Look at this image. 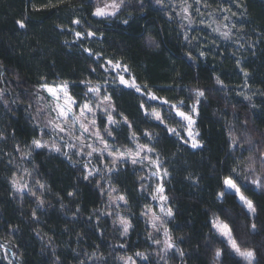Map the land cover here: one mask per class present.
<instances>
[{
	"label": "trees",
	"instance_id": "obj_1",
	"mask_svg": "<svg viewBox=\"0 0 264 264\" xmlns=\"http://www.w3.org/2000/svg\"><path fill=\"white\" fill-rule=\"evenodd\" d=\"M93 1L0 0V244L19 264H117L118 256L138 252L147 256L141 264H248L214 232L218 221L228 224L242 250L254 251L256 264H264V187L252 183L264 178L256 164L264 153V0H202L206 9L227 13L231 40L206 30L185 38L173 19L145 0H125L117 18L97 19ZM109 61L157 99L179 105L199 133L200 146L191 149L143 114L141 104L151 109L156 103L120 86L107 90L121 118L110 130L114 142L128 146L137 137L167 173L162 187L172 216L165 227L174 247L165 258L153 246L158 238L149 236L144 213L153 208L132 168L103 178L125 199L131 227L122 237L102 217L98 178L84 179L83 164L29 151L40 134L32 116L36 88L65 84L80 101L85 84L99 81L100 66ZM197 91L204 93L198 103ZM24 149L30 155L23 162L39 182L32 199L15 196L10 186ZM226 177L253 201L254 215L225 190ZM0 264H6L1 254Z\"/></svg>",
	"mask_w": 264,
	"mask_h": 264
},
{
	"label": "rangeland",
	"instance_id": "obj_2",
	"mask_svg": "<svg viewBox=\"0 0 264 264\" xmlns=\"http://www.w3.org/2000/svg\"><path fill=\"white\" fill-rule=\"evenodd\" d=\"M150 5L162 11V13L166 16V18L173 19L179 26V30L181 34L186 36L190 34V31H208L212 36H215L222 40H231L232 30L230 28V19L227 16V13L224 11L213 12L209 9H206L202 3V0H162L161 3H156V0H145ZM112 0H94V12L97 7H104L105 4H110ZM119 2V0H116ZM126 5V1L124 0L121 8L116 12L115 15L111 16H103L98 17L93 15L97 19L102 20H113L117 18L118 15L123 11ZM187 7L188 11L185 13L183 8ZM93 12V13H94ZM227 17V19H225ZM214 29H219V31H214ZM227 31L229 33L228 37L225 38L221 35L222 32ZM88 35V34H87ZM90 36V35H88ZM78 38V36H75ZM79 37H82L80 35ZM119 64V63H118ZM100 69L103 72V76L100 77L99 81L86 83L85 84V94L82 96V100L76 101L74 100L68 92V88L64 87L65 84H53L46 85L48 87L54 88L57 91V94L60 97L59 104L63 107H67L65 101L68 97H71L72 100L75 101L74 104H71L72 113L69 114V119L64 120L63 118H58L57 111L53 109L56 108V102L54 97H52L49 92L42 88L41 86L36 88L35 96L33 97L34 105L32 107L33 110V119H35V125L40 130L39 140L41 142H47L48 146L43 148H36L33 143L29 147L32 152L35 151H46L53 154H57L62 156L65 160H74L81 164H83V171L85 175H88L89 172L92 173L91 176H88V179L96 180V188L99 190V193L103 200L102 217H106L112 221V225L115 226V229L119 230V233L122 237H125L127 234L122 235L123 227L120 224L121 220H125L129 223L126 214L124 213L126 209L125 199L120 200L119 197L123 196L109 183L106 184L103 182V178H109L111 175L119 168H123L124 166H129L132 170L138 175L137 183L140 186L141 191H145L149 193V200L151 202L153 211L146 210L144 215L147 217L145 219L147 221V226L149 228V236L151 238L157 239L153 242V246L158 249V252L161 255L158 258L167 257L172 251V249L164 251L165 244L164 241L167 238L165 235V223L169 219V216L166 215L168 211L166 200H161L160 196L164 194L158 192V188L162 187V181L166 177L165 171L161 167V163L158 160V157L153 151H148V146L143 149L138 148V145H144L145 143L140 142L137 137L131 136L129 138V145L122 146L114 142L112 135H109L108 132L118 126L121 118L115 112L114 107L110 100L104 101V97L108 96V88L111 86H120L125 89H129L131 91L139 94L143 99H145L149 104L156 103L158 108L148 109L143 107V114L153 121L154 123H158L162 125L167 132L174 136L176 139L180 141L183 145L191 148L192 139H190L187 135L189 131L187 127V121L183 120V118L176 115L175 110L171 109V105L164 103L159 99H151L149 96V92L140 88V91L137 92L135 87L130 86L134 81L130 74L128 73L126 68L117 63H109L103 62L100 66ZM123 76L127 84L120 83V77ZM136 84V83H135ZM137 85V84H136ZM138 86V85H137ZM89 88H98L99 91L97 93L89 92ZM66 93V94H65ZM109 97V96H108ZM103 102V103H102ZM85 103H89L92 111H85L84 117H81V106ZM176 105V104H175ZM181 110V107L177 105ZM153 110L160 113L164 123H160V121L156 120L151 113ZM182 111V110H181ZM111 114L113 120L116 123H109L108 115ZM187 114V113H186ZM79 118L84 124H86L89 128V132H84L83 129L80 128L79 123L73 125L72 117ZM49 120H52L54 123H59L64 129L65 132H60L58 129L53 128L52 124L49 123ZM92 121H95L93 124ZM169 128H175L179 135L173 134L169 132ZM107 129V131L105 130ZM194 133H197L195 129V124L191 129ZM68 132H71L73 136L82 137L85 141V144H90L94 148L97 149L96 152H93L91 156H88L87 153L92 151L91 148H80L79 142L72 140L71 143L77 144L76 148H69L65 141L69 140ZM99 132V137L95 135V133ZM63 137V139H61ZM145 141L150 139V135L144 134ZM198 141V136L195 137ZM56 143L60 146V151H55L51 149V145ZM105 145H107V149L105 150ZM80 152L77 155V152ZM22 156H20L19 160L21 164H13V175L10 177V186L12 192L15 196H26L28 198H35L31 193L38 189V180L34 176V174L26 167V164L23 162L29 158V153L27 150L19 151ZM67 152L68 155H64ZM116 161L115 164L113 161ZM133 160L136 163H133ZM256 164L261 168L264 174V163H261V156L256 159ZM263 176V175H262ZM260 176V181H264V178ZM17 180L22 185H27L26 188H22L20 191H17L12 186V181ZM258 179V178H256ZM163 188V187H162ZM29 189L31 191H29ZM225 190L234 194L236 196L237 201L246 208L243 202L239 199V196L235 193L234 189H229L225 186ZM156 197L153 199V197ZM247 209V208H246ZM218 221H214L212 224V228L214 232L226 243L231 251H233L230 245L227 242L225 237H222L217 228L213 225ZM220 223V222H219ZM151 234V235H150ZM159 241V243H157ZM234 252V251H233ZM235 253V252H234ZM137 254V253H136ZM118 256L117 264H141L142 262L147 261L146 254L141 256ZM237 257H240L237 253H235ZM146 257V258H144ZM3 261L6 264L12 263V258L9 254L3 253L2 255ZM129 258H131L129 260ZM245 262L248 263L247 260L242 258ZM18 262L17 260H15ZM164 261V260H163ZM165 263V261H164Z\"/></svg>",
	"mask_w": 264,
	"mask_h": 264
},
{
	"label": "snow or ice",
	"instance_id": "obj_3",
	"mask_svg": "<svg viewBox=\"0 0 264 264\" xmlns=\"http://www.w3.org/2000/svg\"><path fill=\"white\" fill-rule=\"evenodd\" d=\"M124 0H119V2H116V0H112V2L110 4H105L104 7H97L95 12L93 13V15L95 16H98V17H103V16H111V15H115L116 12L121 8V5L123 4ZM162 0H156V3H161ZM197 2H199V0H197ZM183 11L185 13H187L188 11V8L185 7L183 8ZM225 19H227V17H225ZM20 27H24V24L20 21L17 22ZM73 23H79V21H73ZM125 23H127V21H125ZM214 31H219V29H214ZM76 35L79 37L81 35V33L77 32ZM88 35H94V33H91L89 32ZM221 35L225 38L228 37L229 33L227 31L225 32H222ZM85 51H89L88 49H85ZM203 54V53H202ZM109 63H111V61H109ZM117 66H119L118 62H117ZM127 70V69H125ZM247 75V74H246ZM120 83L122 84H127L128 82L125 81L124 77L121 76L120 77ZM217 83H221V81L217 80ZM132 87H135L136 88V91L139 92L140 91V88L139 86H137L135 84V82L133 81L132 84L130 85ZM42 88H45L49 94L54 97L55 99V102H56V108H54L53 110L54 111H57L58 113V118H63L64 120H67L69 119V114L72 113V107H71V104H74L75 101L72 100L71 97H68V99L65 101V104L68 105L67 107H63L59 104V100H60V97L59 95L57 94V91L56 89L54 88H51V87H48L46 85H41ZM66 88V85L64 86ZM89 92H92V93H97L99 91L98 88H89L88 89ZM66 94V93H65ZM0 95H2V93H0ZM197 95V103L199 102V98L200 97H203L204 96V93L202 91H197L196 93ZM149 96L151 99H157V97H155L154 95H152L151 93H149ZM247 99V97H246ZM110 100V97L108 96H105L104 97V101H108ZM164 103H168V101H163ZM103 103V102H102ZM183 102L181 101L180 104H182ZM141 107L143 108L144 105L141 104ZM171 109L175 110V113L177 116L183 118V120L187 121V127L189 129V131L187 132V135L190 139H192V144H191V147L193 148H196L198 146H200L199 144V141H197L195 139L196 136L199 135V133H194L191 129L193 128L194 124H195V121L193 119V117L189 114H186L184 111H181L179 109V107L175 104L171 105ZM114 110V109H113ZM192 112L195 113L197 111L195 105L192 107ZM85 111L87 112H91L92 109L91 107L89 106V103H85L84 105L81 106V117H84L85 115ZM151 115L158 121H160V123H164V120L162 119L161 115L159 112L153 110V112L151 113ZM108 120H109V123H116L115 120H113V117L111 114L108 115ZM72 121H73V125H75L76 123H79V126L81 129H83L84 132H89V128L86 124H84L79 118H76V117H72ZM125 123H127V119L125 118L124 120ZM49 123L52 124L53 128L55 129H58L60 132H65V129L59 124V123H54L52 120H49ZM92 123L94 124L95 121H92ZM107 131V129H105ZM169 132L173 133V134H176V135H179V133H177L176 129L175 128H169ZM109 135H111V132L109 131L108 132ZM67 135L69 136V140L68 141H65L66 145L69 147V148H76L77 147V144L75 143H71L70 141L72 140H75V141H78L79 142V147L80 148H91L92 151L88 152L87 155L88 156H91L93 154V152H96L97 149L94 148L92 145L90 144H85V141L82 137H78V136H73L71 132H68ZM95 135L97 137H99V132L95 133ZM146 135H148L146 133ZM230 137H231V141H232V144H236V138L234 136H231L230 134ZM61 139H63V137H61ZM33 145L36 147V148H43V147H47L48 144L47 142H41V140L39 139H34L33 140ZM146 146L145 145H138V148L140 149H143L145 148ZM51 149L52 150H55V151H60L61 148L60 146H58L56 143H53L51 145ZM107 149V145H105V150ZM153 149L151 148H148V151H152ZM77 155L80 154V152L78 151L76 153ZM64 155H68L67 152L64 153ZM115 160L113 161V163L115 164ZM133 163H136L135 160H133ZM261 163H264V153H261ZM248 171H253V167L251 165H249ZM233 172H236L237 169L233 168L232 169ZM167 173H165L166 175ZM92 173L89 172L88 175H86L84 177V179H88V176H91ZM224 185L227 186L229 189H234L235 190V193L237 194V196H239V199L243 202V204L246 206L247 210H248V213L249 214H252L254 215L256 213V207L254 206L253 204V201L246 198L244 195L241 194V190H240V187L237 185V183L234 181L233 178L231 177H226L223 181ZM252 183L255 184L257 187H264V184L261 183V181L259 179H254L252 180ZM12 186L14 189H16L17 191H20L22 188H26L27 185H22L20 184L19 181L17 180H13L12 181ZM41 188H43V185H40ZM29 191H31L29 189ZM158 192L160 193H163V188L160 187L158 188L157 190ZM33 196L36 195V193L32 192L31 193ZM72 193H69V196H71ZM221 195H223V193H221ZM156 197L154 196L153 199H155ZM118 199L120 200H124V197L121 196L119 197ZM160 199L161 200H166L167 198L163 195L160 196ZM37 203H38V206H43V203L44 201L41 200L39 197H37ZM166 215H168L169 217L172 216V211L169 209L166 213ZM33 217L35 218V211L33 212ZM120 224L122 225L123 227V232H122V235H125L127 234L129 228L131 227V225L125 221V220H121L120 221ZM215 228H217L219 234L222 236V237H225L227 239V242L228 244L230 245L231 249L237 253L240 257L244 258L245 260L248 261V264H256V261H255V253L254 251L252 250H242L241 247L238 245L237 243V240L233 237L232 235V230L229 228L228 224H225V223H219V222H216L214 223L213 225ZM255 224L252 225V230L255 231ZM151 235V234H150ZM165 235L167 236V229H165ZM157 243H159V241H157ZM164 244H165V248H164V251L166 252L167 250L169 249H172L174 247V244L171 242V238L169 237L168 239H166L164 241ZM177 251L179 252L180 256H183L184 253L182 251H180L179 249H177ZM137 256H141L143 257V254L142 253H137L136 254ZM222 253L221 251L218 249L216 252H215V258L218 260L220 257H221ZM146 258V257H144ZM131 258H129L130 260Z\"/></svg>",
	"mask_w": 264,
	"mask_h": 264
},
{
	"label": "water",
	"instance_id": "obj_4",
	"mask_svg": "<svg viewBox=\"0 0 264 264\" xmlns=\"http://www.w3.org/2000/svg\"><path fill=\"white\" fill-rule=\"evenodd\" d=\"M9 254H12L11 250H8Z\"/></svg>",
	"mask_w": 264,
	"mask_h": 264
}]
</instances>
